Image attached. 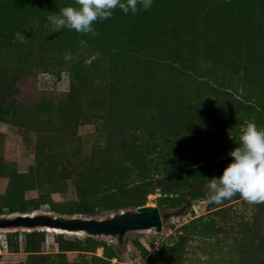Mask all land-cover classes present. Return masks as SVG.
Listing matches in <instances>:
<instances>
[{
  "label": "rangeland",
  "instance_id": "374dc122",
  "mask_svg": "<svg viewBox=\"0 0 264 264\" xmlns=\"http://www.w3.org/2000/svg\"><path fill=\"white\" fill-rule=\"evenodd\" d=\"M168 1L159 8L166 10L173 5L178 11L173 19L167 17L168 11L164 12L161 32H168L164 35L172 34L174 21H181L186 12L191 19L209 21V26L182 31L194 44L192 63L198 67V74L183 69L171 73L163 63L168 57L164 53L167 49L156 44L157 38L134 36L136 45L132 51L122 34L124 20L119 8L110 18L94 23V36L67 28L52 31L48 18L40 31L33 18L19 26L0 23V106H4L0 108V206L17 198L27 204L44 199L49 201L29 213L67 216L56 209L76 200L82 186L96 184L97 178H89L90 172L94 167L101 170L110 138L121 136L126 140L159 129L157 119L152 122L155 119L147 117L132 123L119 109L126 100L135 98L137 89L159 102L180 98L179 106L186 99H202L208 102L202 101L201 107L210 103L217 106L219 113L231 115L238 107L239 93L231 97L214 81L224 83L228 75L236 74L238 83L251 87L264 84V14L263 20H255L256 10L264 9V0H255L260 9L245 6L241 10L231 5L214 9V0ZM200 5L204 8L198 14ZM256 23L258 28L253 30ZM131 27L135 31L136 25ZM17 33L24 35L23 41L16 38ZM32 33L34 43L29 42L28 34L33 36ZM11 54L17 56L13 58ZM65 54H70L71 59L65 60ZM56 70L60 72L58 79L53 73ZM114 101L117 111L109 109ZM195 110H179L176 116L181 115L179 118L187 123L182 115L191 117ZM169 116L170 113L162 118L167 120ZM231 140L235 141V137L225 135L216 159L228 155ZM202 190L205 197L187 199L176 208H158L162 217L160 231L130 230L121 242L111 236H92L103 240L104 247L91 249L84 244L87 250H70L64 255L57 253L58 234L67 239L87 235L42 227H0V264H263L264 252L254 248L264 241V203H249L239 194L208 203L207 183ZM160 196L157 188L146 195L144 204L157 206ZM18 213H0V218ZM195 217L203 223L195 228L184 225ZM205 225L208 228L199 229ZM30 231L44 232V240H38L36 247L26 244L25 233ZM179 234L186 239L182 244L176 242ZM161 243L166 248L157 260L155 252ZM108 247L114 256L108 257Z\"/></svg>",
  "mask_w": 264,
  "mask_h": 264
},
{
  "label": "trees",
  "instance_id": "16d2710c",
  "mask_svg": "<svg viewBox=\"0 0 264 264\" xmlns=\"http://www.w3.org/2000/svg\"><path fill=\"white\" fill-rule=\"evenodd\" d=\"M167 1L153 0L149 9L145 10L140 7L136 14H124L119 11V16L124 20L120 26L122 27V34L128 38L132 51H134L133 45H136L134 36L144 35L146 37L148 35V37L157 38L156 44L162 49H167V52L164 53L168 57L165 60L166 62L163 63H165V67L169 66L168 70L171 73L175 69H183L198 74V67L195 63H192L195 58L193 55L194 44L182 35V31L188 28L195 29L209 26V21H202L197 18L191 19L186 12L181 16V21L175 17L177 20L172 25V34L164 35V33H168L167 30L161 32L163 26H165L166 16H163L164 12L168 11L169 15L167 17L173 19L176 11H178L177 8L172 7L173 5L166 8V10L159 8L163 5L166 6ZM184 1L186 3V0ZM231 1L229 3L227 0H214L212 3H215L214 9L218 7L224 9L228 5L238 10L244 9L245 6L249 9H260V4L255 0ZM69 4L75 6V0H0V23L5 24L6 22L8 25L19 26L25 21L29 22V18H33V23L39 26V28H36L34 25V29L40 31L41 26L46 23L45 18H48L50 14L58 13L62 7ZM203 8L200 5L197 13L200 14ZM41 11L42 14H40ZM256 11L257 18L255 20L260 22L263 20L264 9ZM170 21L173 22V20ZM130 25H136L134 30L138 32L137 34H134L135 31L132 30V27L130 28ZM253 28V30H257V23ZM32 34L33 36L28 34L29 42L34 43L35 33ZM223 45H225V42H223ZM223 54L224 51L220 59ZM136 55L139 57V54L136 53ZM11 56L15 58L17 55L11 54ZM226 56L228 55L226 54ZM53 73L58 79L60 76L59 70ZM236 78V74H230L226 77L227 81L224 83L214 81L219 86L224 87L231 97L239 93L237 98L238 107L231 115L227 112L219 113L217 106L210 103L205 107H201L202 101L206 104L208 102L202 99H186L185 104L180 105L182 106L180 107L178 105L181 103L180 98L174 101L169 97L168 100L159 102L156 97L153 98L147 92L136 88L135 98L126 100L124 107L118 105L119 109L125 112V117H129L132 123L135 119L141 121V119L145 120L144 118L147 117L148 119H155L152 122L158 120L157 128L159 129L155 130L154 133L143 132L147 133L146 136L140 131L141 133L136 138L129 137L126 140H123L121 136L110 138L111 141L105 149L106 159L101 166V170L100 167H94V170L91 169L90 172L92 176H89V178H97L96 184L93 182L94 185L86 184L82 186L77 193V199L67 206L56 209V212L66 215L80 214L82 216L101 217L105 213L144 204L146 195L157 188L161 194L157 203L159 209L176 208L183 205L187 199L205 197L202 190L203 186L210 177L219 175L222 168L231 159L228 155L216 159L223 149L222 141L225 135L230 134L235 137V141L231 140L229 142V147L232 148L238 143V126L252 121L258 126L264 127V84L261 87H251L249 84L236 82ZM116 107L117 104L114 101L109 109L117 111L118 108ZM0 108H4V106H0ZM191 108H196L194 115L191 117L182 115L187 123L179 118L181 115L176 116L179 110L183 111ZM169 113V119L166 120L165 116ZM162 116L165 118H162ZM244 118L245 120H243ZM145 123L139 124V127L142 125L139 129H142ZM188 126L189 128H187ZM139 129L137 128L136 131ZM96 171H98L97 174H95ZM15 200L13 203L0 206V213H29L37 209L41 203L49 201L39 199L27 204L21 198ZM201 222L200 217H195L184 225L195 228ZM206 228L208 226L205 225L200 226L199 229ZM180 235H178L176 242L182 244L186 239L184 240L183 235ZM25 236L28 239L26 244L30 248L32 247L30 245L36 247L38 240H44L43 231L26 232ZM55 242L57 243V253L59 255H64L65 252L70 250H87L84 249V244L91 246V249L98 245L103 247L105 245L103 240L89 235L84 236L83 239H67L62 234H58ZM165 248L161 243L155 252L157 260L163 254ZM107 249L109 251L108 257L115 255L110 247ZM254 249L264 252V241Z\"/></svg>",
  "mask_w": 264,
  "mask_h": 264
},
{
  "label": "clouds",
  "instance_id": "9594fccd",
  "mask_svg": "<svg viewBox=\"0 0 264 264\" xmlns=\"http://www.w3.org/2000/svg\"><path fill=\"white\" fill-rule=\"evenodd\" d=\"M152 3L153 0H75V6L62 7L48 20L52 31L67 28L94 36V23L110 18L114 9L119 8L124 14H136L140 7L147 10ZM16 38L23 41L24 35L17 33ZM80 43L85 44V41ZM64 59H71V55L65 54ZM228 156L231 159L220 174L208 179L207 202L219 203L239 194L249 203H264V127L247 122L239 130L238 143L229 149Z\"/></svg>",
  "mask_w": 264,
  "mask_h": 264
},
{
  "label": "water",
  "instance_id": "95a60500",
  "mask_svg": "<svg viewBox=\"0 0 264 264\" xmlns=\"http://www.w3.org/2000/svg\"><path fill=\"white\" fill-rule=\"evenodd\" d=\"M23 226L27 228H55L80 231L91 236H111L119 242L130 230L154 228L162 230V217L158 207L146 203L136 207L113 211L101 217L77 215H52L46 213H18L13 217H1L0 227Z\"/></svg>",
  "mask_w": 264,
  "mask_h": 264
},
{
  "label": "bare ground",
  "instance_id": "6f19581e",
  "mask_svg": "<svg viewBox=\"0 0 264 264\" xmlns=\"http://www.w3.org/2000/svg\"><path fill=\"white\" fill-rule=\"evenodd\" d=\"M46 230H51V231H66V230H60V229H55V228H46Z\"/></svg>",
  "mask_w": 264,
  "mask_h": 264
}]
</instances>
